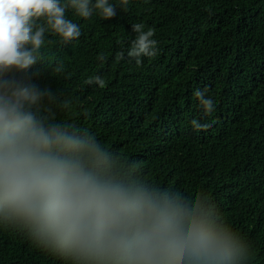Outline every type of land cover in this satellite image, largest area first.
I'll use <instances>...</instances> for the list:
<instances>
[{
    "label": "trees",
    "instance_id": "16d2710c",
    "mask_svg": "<svg viewBox=\"0 0 264 264\" xmlns=\"http://www.w3.org/2000/svg\"><path fill=\"white\" fill-rule=\"evenodd\" d=\"M109 2L118 6L111 20L69 9L81 37L65 45L46 34L53 43L41 58L5 77L70 100L69 109L51 106L56 120L94 134L150 183L193 199L210 195L250 245L248 264H264V0H129L126 10L121 0ZM134 23L154 29L158 42L157 56L139 66L127 60ZM120 51L125 59L117 61ZM96 75L104 88L85 83ZM204 87L211 114L193 95ZM193 120L212 126L198 130ZM0 264L68 262L0 226Z\"/></svg>",
    "mask_w": 264,
    "mask_h": 264
},
{
    "label": "clouds",
    "instance_id": "9594fccd",
    "mask_svg": "<svg viewBox=\"0 0 264 264\" xmlns=\"http://www.w3.org/2000/svg\"><path fill=\"white\" fill-rule=\"evenodd\" d=\"M128 3L121 0L119 7L126 10ZM117 8L109 0H0V226L21 231L68 264H248L250 245L210 195L201 191L193 199L150 183L137 163L94 134L56 120L51 106L69 109L70 100L5 77L41 58L45 44L53 43L46 34L65 45L81 37L80 25L66 16L69 9L84 20L94 12L111 20ZM132 30L127 60L139 66L157 56L158 42L143 23ZM124 59L125 51L116 53L117 61ZM85 83L105 87L99 75ZM208 91L197 88L193 95L211 114L215 102ZM45 100L50 106L42 109Z\"/></svg>",
    "mask_w": 264,
    "mask_h": 264
}]
</instances>
